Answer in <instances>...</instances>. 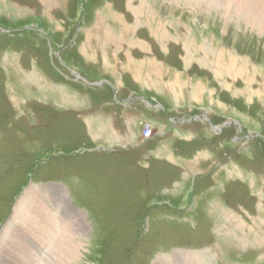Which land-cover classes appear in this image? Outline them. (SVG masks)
Segmentation results:
<instances>
[{"label": "rangeland", "instance_id": "obj_1", "mask_svg": "<svg viewBox=\"0 0 264 264\" xmlns=\"http://www.w3.org/2000/svg\"><path fill=\"white\" fill-rule=\"evenodd\" d=\"M215 5L0 0V234L24 192L38 188L78 219L75 264H264V31L232 12L223 18ZM80 55L97 66L82 64ZM107 67L166 78L172 99L184 103L183 119L201 122L154 138L135 149L140 157L119 149L123 142L111 147L110 135L123 129H104L89 101V89H100L102 100L104 86L74 74L97 79V71L112 73ZM124 86L128 107L136 95L155 103L147 91ZM173 100L147 107L168 130L178 111ZM176 134L187 140L175 144L182 157L164 147L178 142ZM102 149L124 153L101 157L108 155ZM158 152L162 162L150 159ZM29 262L58 264L56 250Z\"/></svg>", "mask_w": 264, "mask_h": 264}, {"label": "bare ground", "instance_id": "obj_2", "mask_svg": "<svg viewBox=\"0 0 264 264\" xmlns=\"http://www.w3.org/2000/svg\"><path fill=\"white\" fill-rule=\"evenodd\" d=\"M204 2L208 5L216 4L211 8L222 10L223 18H228L232 12L239 18H246L244 23L250 28L256 29L259 33L264 31V0H204ZM129 8L138 17L137 6ZM139 12L141 15L140 9ZM43 192L45 191L38 188L27 189L14 207L10 223L16 226L12 227L9 224L0 234L1 263L30 264L28 261L39 260L46 250L55 248L58 264H75L79 246L75 241L79 228L78 219L65 203ZM80 226L82 227L83 223ZM36 239L39 240L35 242ZM11 246L17 247V257L15 254L10 256L13 248ZM193 261L190 260V264H193Z\"/></svg>", "mask_w": 264, "mask_h": 264}, {"label": "crops", "instance_id": "obj_3", "mask_svg": "<svg viewBox=\"0 0 264 264\" xmlns=\"http://www.w3.org/2000/svg\"><path fill=\"white\" fill-rule=\"evenodd\" d=\"M80 62L82 64L86 63L88 65L91 62L92 64H90V65L95 64L97 66V62H95V63L92 61L87 62L85 59H83V57H81V55H80ZM102 66H103V68H106V66L104 64H102ZM107 68L110 69L112 71V73H105V75H104V74H102L101 71H97L98 72L97 74L99 75L97 79H94L92 74L87 76V77H84L80 73H74V74L78 78H81V79L84 78V80H87V81L89 80V77L92 76V79H90V80L93 81V83H88V82H86V83H88V84H97L98 83L99 85L104 86V90L101 89L103 91L104 98L102 100H99L97 98L98 96L101 95L100 89L91 88V89H89L91 91V97L89 98V101H90L91 107L96 108L95 110H92V112L99 114V116L96 115L94 117H100V119L103 120L104 129L108 128V130L111 133H117L119 131L118 132L119 134H121L120 130L123 129V133H124L123 136L120 135L117 138L116 134L110 135V137L111 136L113 137L111 142L113 144H116V145L112 144L111 147L114 148V146H116V147L120 146L121 145L120 142H123L126 144V145L124 144L126 147H131V150L125 149V146H122L123 148H119V149H123L124 151L127 150V152H129V153H126V154L130 157H135V156L140 157L141 153L140 154L138 152L134 153L135 149L141 150L142 149L141 147L144 148V146H145L144 149H146V146H149V145L151 146V144H153V142L155 140L154 138L164 137L165 135H168V134H172V136H174V133L171 130L172 128L173 129H180V127L183 126L184 124L185 125L186 124H195V123L201 122V120L186 121L187 119H183L184 116L182 115V112L183 113H185V112L183 110H179V108L184 103H182L181 100H178L179 98H177V96H176V98L178 101L174 99L177 102H175L172 99V96L170 93L173 90L172 83L170 81H167L166 78H164V77L162 78L161 76H158L154 80H151L150 76H148L145 79L146 75L143 76V75H141V72L136 71V70H134V73H131L130 71L127 72L124 68H117V69H114L113 67L112 68L107 67ZM103 76H105V77L107 76L108 77L107 80H109V82L99 80V79H101L100 77H103ZM111 78L113 80V82L111 81L112 83L110 82ZM114 80H115V82H114ZM125 84H129L130 86L135 85L136 87H138V88H135V91H141V92L147 91L148 93H150V96L153 95V96H151V98H152V101H155V103H152L151 101L148 100L147 101L148 103L146 104L143 101V99L141 98V96L136 95L135 97L136 98L138 97L139 99H137V100H139V101H135L134 103L132 102L131 103V104H133L132 107H128L127 104L125 103V98L127 96H129L130 93L128 95L125 94L127 96L123 97V96H121V95H124L123 92L122 93L120 92L121 90H123V91L125 90V86H124ZM131 84H133V85H131ZM183 85L184 84H181L178 86L179 91L182 89ZM108 86H110L112 91L114 92L113 95H112L111 89H109ZM106 87H108V88H106ZM133 87H131V88H133ZM174 90H175V88H174ZM135 91H134V94H136ZM194 92L196 93V90H192V96H194L193 95ZM87 94L90 95L89 93H87ZM178 94H180V92H178ZM197 95H198V93H197ZM156 96L159 97L160 100L154 99V97H156ZM167 96H170V101L163 99V98H167ZM112 97H113V100H112ZM171 100H173L175 102L176 106L178 107V111L176 113H177V115L179 114L180 116L175 115L171 118V124H170L171 126H170V129L168 130L166 125L163 124L162 121H157L154 119L152 111H150V109H148V108H151V107L158 108V109L164 108L165 107L164 102L167 105H171L172 104ZM202 100L203 99L201 98V101ZM97 102H99V103L97 104ZM145 107H146V109H145ZM98 108H101L102 110H99ZM129 109H132L134 112L139 111L140 115H138L137 117L126 115L124 117L123 113ZM99 111H101V112H99ZM102 113H104V115ZM199 116L200 115H198V117ZM201 119H203V118H201ZM205 119H203L204 123H205ZM174 120L177 121L178 123L175 122ZM191 120H192V118H191ZM206 121L208 122V119H206ZM145 123H149L151 125V127L153 128V131H154L153 137L149 140H146V142L141 139V135H140L141 128H142L143 124H145ZM175 123L177 125H174ZM85 126L87 128V132L89 131V127H92L91 124L90 125L87 124ZM105 126H107V128ZM115 127H117V129H115ZM136 127H138V128L140 127V131L135 133L134 130L136 129ZM212 130H215V129L212 128ZM127 132H128V134L131 135V136H129V139H127V136H126ZM175 136H177L176 140H178V142H174V141L169 142L168 141L167 146H164L165 148H167V147L172 148V150H173V151L171 150L172 155H173V152L174 153L176 152V148H175L176 143H178V145L179 144L181 145L183 142L184 143L187 142V140L183 139L182 138L183 136H181L180 134H178V135L176 134ZM186 137L187 138L190 137L189 142L190 141L193 143L196 142L197 145H199V142H200L199 136H198V139L197 138L193 139L190 134L187 135ZM138 138L141 139L140 144H138L139 146L137 145V148H133V146L135 144H137V142L135 140ZM118 140H120V141H118ZM132 142H134V144H132ZM108 145H110V144H108ZM96 149L95 148L89 149V151L93 152ZM102 150H103V152L107 153L108 155L100 154V156L101 157H107V158H112V156H118V155H121L124 153V152L122 153V151H119V150L118 151H110V150L105 151L106 149H102ZM175 154L180 155L182 157L181 153H179V152H176ZM172 155H170V156L173 157ZM160 156H161V154L159 152L155 153V155L153 153V154H151L150 159L153 158L156 161L162 162L161 160H158V159H160ZM193 157H195V155H193ZM168 161L171 162L172 160H168ZM153 163L154 162H152V164ZM170 164H171L170 167L176 170V167H174V165L176 163L171 162ZM159 169H161V168H159ZM176 172H177V170H176ZM176 181H177V179H174V182H176Z\"/></svg>", "mask_w": 264, "mask_h": 264}, {"label": "built area", "instance_id": "obj_4", "mask_svg": "<svg viewBox=\"0 0 264 264\" xmlns=\"http://www.w3.org/2000/svg\"><path fill=\"white\" fill-rule=\"evenodd\" d=\"M140 135L143 141H146L152 138L153 128L151 127L149 123L143 124L141 131H140Z\"/></svg>", "mask_w": 264, "mask_h": 264}, {"label": "water", "instance_id": "obj_5", "mask_svg": "<svg viewBox=\"0 0 264 264\" xmlns=\"http://www.w3.org/2000/svg\"><path fill=\"white\" fill-rule=\"evenodd\" d=\"M212 127H214V126H212ZM213 129H215V127H214ZM215 130H216V129H215Z\"/></svg>", "mask_w": 264, "mask_h": 264}, {"label": "trees", "instance_id": "obj_6", "mask_svg": "<svg viewBox=\"0 0 264 264\" xmlns=\"http://www.w3.org/2000/svg\"><path fill=\"white\" fill-rule=\"evenodd\" d=\"M9 211V210H8Z\"/></svg>", "mask_w": 264, "mask_h": 264}]
</instances>
